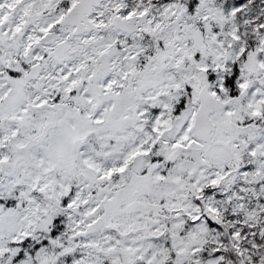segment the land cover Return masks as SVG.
Segmentation results:
<instances>
[{"label":"snow or ice","instance_id":"1","mask_svg":"<svg viewBox=\"0 0 264 264\" xmlns=\"http://www.w3.org/2000/svg\"><path fill=\"white\" fill-rule=\"evenodd\" d=\"M0 264H264V0H0Z\"/></svg>","mask_w":264,"mask_h":264}]
</instances>
